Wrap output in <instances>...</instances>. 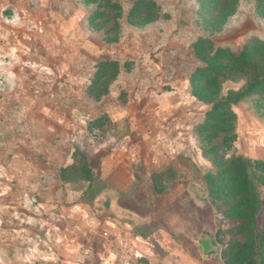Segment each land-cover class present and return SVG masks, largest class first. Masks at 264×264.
<instances>
[{
	"label": "rangeland",
	"instance_id": "374dc122",
	"mask_svg": "<svg viewBox=\"0 0 264 264\" xmlns=\"http://www.w3.org/2000/svg\"><path fill=\"white\" fill-rule=\"evenodd\" d=\"M91 1L0 0V264H230L253 226L239 230L247 215L212 202L207 176L218 168L199 132L212 104L191 80L217 48L264 43V16L254 0L224 23L202 0H146L156 5L138 16L139 0H115L120 34L108 43L90 26ZM111 61L119 74L102 77ZM245 83L224 82L213 101ZM232 108L236 141L218 157L264 162V94ZM89 167L138 224L84 201ZM260 176L254 222L264 232ZM199 239L212 241L208 257Z\"/></svg>",
	"mask_w": 264,
	"mask_h": 264
},
{
	"label": "trees",
	"instance_id": "16d2710c",
	"mask_svg": "<svg viewBox=\"0 0 264 264\" xmlns=\"http://www.w3.org/2000/svg\"><path fill=\"white\" fill-rule=\"evenodd\" d=\"M86 1L92 3L91 0ZM202 1L206 4L203 9L208 12V17H211L214 22L224 23L235 13L241 0ZM254 1L257 12L264 16V0ZM93 2H95L96 10L90 17V26L102 32L106 36V42H118L122 6L115 0H94ZM148 4L156 5L153 1L136 2L131 10V16H138L143 7ZM157 19V17L148 18L147 22L152 23ZM100 70H105L102 77L110 73L108 70L119 74V66L114 61L102 64ZM232 79H243L246 83L241 89L228 93L224 99L213 101L220 94L223 83ZM191 82L193 95L201 101L212 104L205 123L199 128L200 134L209 139L212 144L208 150V156L213 159L214 166L218 168L217 172L207 176L212 202L224 200L225 205L232 204L229 213L247 215L242 218L239 230L244 229L245 221L251 222L253 226L250 240L234 243L228 262L230 264H264V232L259 231L254 222V215L260 208L261 193L253 182L256 171L261 174L259 179L264 181V162L253 163L242 157L229 160H224L225 156L218 157L220 150H230L236 141L237 116L232 107L256 92L264 94V43L248 44L239 53L217 48L206 65L196 70ZM203 92H207L204 93L207 95L203 96ZM219 137L222 138L221 141H217ZM85 175L89 185L83 198L84 201L92 204L100 194L110 189V186L100 176H95L90 167ZM130 193L121 192V198H127ZM150 234L151 232L147 236Z\"/></svg>",
	"mask_w": 264,
	"mask_h": 264
},
{
	"label": "water",
	"instance_id": "95a60500",
	"mask_svg": "<svg viewBox=\"0 0 264 264\" xmlns=\"http://www.w3.org/2000/svg\"><path fill=\"white\" fill-rule=\"evenodd\" d=\"M203 193V198H205ZM118 195L112 193H102L96 200L95 204L102 206L104 213L107 217L113 221H117L122 226L133 227L135 224H138V219L136 214L124 210L121 206L118 205ZM198 245L201 247L203 256L208 257L209 253L213 250V243L208 239H199L197 241Z\"/></svg>",
	"mask_w": 264,
	"mask_h": 264
}]
</instances>
